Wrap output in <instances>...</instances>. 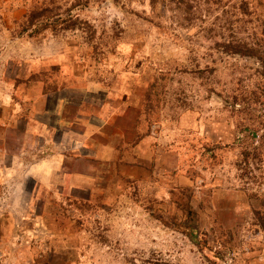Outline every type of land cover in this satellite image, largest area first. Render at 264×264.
Instances as JSON below:
<instances>
[{"label": "rangeland", "instance_id": "1", "mask_svg": "<svg viewBox=\"0 0 264 264\" xmlns=\"http://www.w3.org/2000/svg\"><path fill=\"white\" fill-rule=\"evenodd\" d=\"M262 38L264 0H0V264H264V68L223 47Z\"/></svg>", "mask_w": 264, "mask_h": 264}, {"label": "trees", "instance_id": "2", "mask_svg": "<svg viewBox=\"0 0 264 264\" xmlns=\"http://www.w3.org/2000/svg\"><path fill=\"white\" fill-rule=\"evenodd\" d=\"M82 4V2H80ZM52 10L50 8H35L28 15V25L24 29L26 31L39 21L45 20V27L55 26L60 19L58 17L56 20L53 19ZM48 22V23H47ZM224 50L231 54H239L244 57H251L257 59L262 67L264 68V39H260L255 43L246 42L244 40L230 41L228 43H223ZM249 156V153H246Z\"/></svg>", "mask_w": 264, "mask_h": 264}]
</instances>
